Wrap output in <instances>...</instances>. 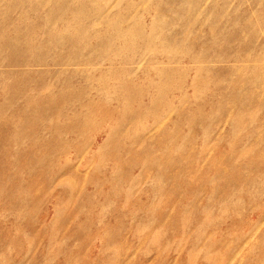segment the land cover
I'll return each mask as SVG.
<instances>
[{
    "label": "rangeland",
    "instance_id": "374dc122",
    "mask_svg": "<svg viewBox=\"0 0 264 264\" xmlns=\"http://www.w3.org/2000/svg\"><path fill=\"white\" fill-rule=\"evenodd\" d=\"M0 264H264V0H0Z\"/></svg>",
    "mask_w": 264,
    "mask_h": 264
}]
</instances>
